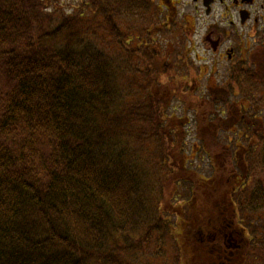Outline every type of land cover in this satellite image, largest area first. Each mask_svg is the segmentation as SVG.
I'll return each mask as SVG.
<instances>
[{
  "label": "trees",
  "instance_id": "1",
  "mask_svg": "<svg viewBox=\"0 0 264 264\" xmlns=\"http://www.w3.org/2000/svg\"><path fill=\"white\" fill-rule=\"evenodd\" d=\"M67 1L0 0V264H136L124 254L149 244L156 263H264L256 227L234 222L264 213V179L244 190L264 169V68H235L237 102L211 121L189 28L159 41L175 18L158 0ZM186 111L210 176L190 169ZM225 113L232 148L216 140Z\"/></svg>",
  "mask_w": 264,
  "mask_h": 264
},
{
  "label": "rangeland",
  "instance_id": "2",
  "mask_svg": "<svg viewBox=\"0 0 264 264\" xmlns=\"http://www.w3.org/2000/svg\"><path fill=\"white\" fill-rule=\"evenodd\" d=\"M61 1L64 2L65 0H61ZM184 1L189 2L188 0H184ZM71 3L72 2H69L66 0V2H64V5L65 6L72 5ZM189 8H190L189 6L184 7V3H183V5H181V8H179V12L177 11L178 19H177V17H175V19L173 20V22L175 24L168 26L167 31L161 30V28L157 29V32L161 33V34L157 33V37H158L159 41H160V39L163 38V37H161L162 35L168 36V37H173L175 34H177L178 31H180L178 29V24H179V22H181L183 20L184 15H188V16L190 15L193 19H197V18L199 19V14H193L190 11L191 9H189ZM184 10H186V11H184ZM256 12H257V10H256ZM153 15H154V12H153V14H151V17H153ZM157 16H160L157 23L161 24L163 16L160 13H157ZM261 17H263V16L261 15ZM122 20H123L121 22L122 24L120 23L121 26L124 24L123 22H125V19H122ZM262 21H263V19H262ZM126 22L129 23L128 20H126ZM198 24H199V21L196 22V25L194 28V30L196 32L193 35L191 34L189 37L190 39L193 40V43H194L192 46L191 57L195 59L196 56H199L200 59H203V61H200V59L193 61L196 64V66H195L196 68L197 67L203 68L201 73L199 75H196V77H197L196 79L198 81L197 85H199V88L198 89L194 88V89L198 90V91H196V92H198V93H196L197 96L203 97L205 100H207V98H208V100H210V97H213L218 102V104L216 106V110H215L216 113L214 112L215 116L210 118L212 121V118H215L217 115L220 116V112L225 110L227 103L233 105V104H235V102H237L238 98L231 97V96L223 97V96H225L224 94L229 93V91L223 92L221 90V87H223L222 81H227L229 78L230 66H229L226 59H220L219 58V54L215 55L212 52H210L209 50L205 51L206 47L203 45V42L201 40L202 36H201V33L199 34ZM263 24H264V22H263ZM180 28H182V27L180 26ZM136 31H137V29H136ZM177 37L179 38V40L182 39L181 38L182 36L180 37V33L177 34ZM173 39L177 40L175 38H173ZM187 40H188V38L184 39L181 42V46ZM161 44L163 46V43H161ZM207 86H208V88H207ZM228 87H230V89H231V86L228 85ZM228 90H229V88H228ZM258 99H259V95L257 94V96H256V94H255V100H258ZM170 109H171L170 112L173 113L172 115L180 116L177 118L181 119L182 114H184V112H183L184 105L181 102H179L178 100H174L172 102V106ZM185 113L188 117V124L184 127V130L186 131V135H187L185 138V144H186L185 150L187 151V154L189 156L190 169H191V171H193V172L197 171L198 173H201L204 176H210L212 168H211V164L208 161L209 158L207 157V155L205 156V155L201 154V151L199 148L196 150L193 149L194 151L191 150V148L194 147L193 145L198 144V142H199V139L196 136V132H197L196 123L197 122L194 118V114L191 111H186ZM217 118L218 117H216V119ZM227 120H228L227 115L225 113L221 117V121H222L221 127H220V129H217L215 135H216V140H219L220 144L231 145V148H232V147H234L237 138L235 139L233 134L231 133L233 131L230 128L231 126L229 124L226 125ZM256 120L259 121L258 116H256L255 121ZM259 123L264 125V118H263V120L259 121ZM213 127L215 128L214 125H211V128H213ZM203 128L205 129V127H203ZM233 129L236 130L235 128H233ZM249 129H250L249 133H251V131L253 130L252 126H250ZM255 163H256L255 159L252 158L251 162L246 167L248 169H250V167H253ZM256 166L259 170L256 172L253 171V172H255V174L251 175V176H253L252 179H249V181L245 182L244 190H245V188L247 190H250L253 187L255 188L256 184H254V182L255 181H262L261 179H264V169L262 167L260 168L258 165H256ZM248 169H247V174L249 175L252 170H248ZM248 171L250 173H248ZM253 184H254V186H253ZM240 193H241V191L238 190V192H236L235 196H239ZM240 201L243 202L241 198H240ZM248 214H250V213H248ZM248 214H244L243 216H240L239 218L235 217V219H234V222H236L235 227L239 228L240 225H242L244 227L243 223L241 224V222L244 221L245 219H247L246 225L253 224L256 227V229L258 231L256 233L257 238L264 239V230H263V228H264V213H262L261 216L260 215H258V216L254 215L255 221H249ZM187 241L190 242L191 239L187 240ZM192 242H190L189 245H192L191 244ZM200 242H201L200 245H202L204 240L203 241L200 240ZM147 247H149V248H147L146 251L141 252V253H135V256L134 255L130 256L129 253L128 254L125 253L124 258L128 259L132 262H135L136 264H172L171 259H169L167 261L168 263H156V261L154 260L155 258L152 259L151 256H153L154 254H156V255L161 254L160 249H158L159 247H156V245H153V244H149ZM194 247L200 249L199 245L188 246V247H186V253L193 251ZM131 254H133V253H131ZM120 255L123 256L122 253ZM174 255L175 254H172V256H174ZM249 258L250 257H248L247 259L244 260L245 261L244 264H249V261H248ZM254 262H255V264H264L262 261H254Z\"/></svg>",
  "mask_w": 264,
  "mask_h": 264
},
{
  "label": "flooded vegetation",
  "instance_id": "3",
  "mask_svg": "<svg viewBox=\"0 0 264 264\" xmlns=\"http://www.w3.org/2000/svg\"><path fill=\"white\" fill-rule=\"evenodd\" d=\"M158 1L163 2L168 6L167 8L173 9V11L176 8H181L184 3V7L189 6L193 14H199V34L201 33L203 45L206 47V51L209 50L215 55L219 54L220 59L227 60L230 66L229 78L235 68L241 69L244 65L247 68L255 67V72L258 73L264 68V0ZM228 80L222 81L221 90L223 92L230 89ZM232 124L235 123L231 121L229 125ZM252 125L262 130L259 121L253 120ZM213 236L215 241L216 235ZM241 236L242 233L239 230L230 234L228 236L229 244H226V247L233 248L234 245L235 248H239L236 238ZM241 240L243 239H240L238 244ZM218 252L219 256L230 254L221 249Z\"/></svg>",
  "mask_w": 264,
  "mask_h": 264
}]
</instances>
